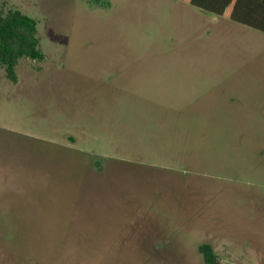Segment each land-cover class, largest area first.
<instances>
[{
    "label": "rangeland",
    "instance_id": "374dc122",
    "mask_svg": "<svg viewBox=\"0 0 264 264\" xmlns=\"http://www.w3.org/2000/svg\"><path fill=\"white\" fill-rule=\"evenodd\" d=\"M13 9L45 58L0 69V264H262L264 33L179 0Z\"/></svg>",
    "mask_w": 264,
    "mask_h": 264
},
{
    "label": "trees",
    "instance_id": "16d2710c",
    "mask_svg": "<svg viewBox=\"0 0 264 264\" xmlns=\"http://www.w3.org/2000/svg\"><path fill=\"white\" fill-rule=\"evenodd\" d=\"M215 16L226 18L264 33V0H179ZM37 21L19 10L0 11V69L16 83V66L21 59L43 61ZM199 252L206 264H217L209 245Z\"/></svg>",
    "mask_w": 264,
    "mask_h": 264
},
{
    "label": "crops",
    "instance_id": "0c3cea01",
    "mask_svg": "<svg viewBox=\"0 0 264 264\" xmlns=\"http://www.w3.org/2000/svg\"><path fill=\"white\" fill-rule=\"evenodd\" d=\"M214 17H215V15H214ZM216 17H218V16H216ZM261 251L262 252H260L259 254V256H260V262L262 263V264H264L263 262H264V253H263V250L261 249Z\"/></svg>",
    "mask_w": 264,
    "mask_h": 264
}]
</instances>
